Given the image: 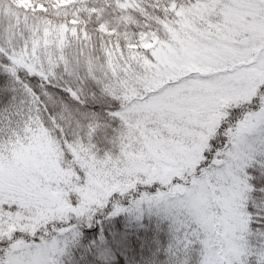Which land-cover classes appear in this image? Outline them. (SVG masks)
<instances>
[{"label":"snow or ice","instance_id":"obj_1","mask_svg":"<svg viewBox=\"0 0 264 264\" xmlns=\"http://www.w3.org/2000/svg\"><path fill=\"white\" fill-rule=\"evenodd\" d=\"M0 264H264V0H0Z\"/></svg>","mask_w":264,"mask_h":264}]
</instances>
